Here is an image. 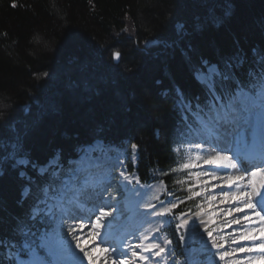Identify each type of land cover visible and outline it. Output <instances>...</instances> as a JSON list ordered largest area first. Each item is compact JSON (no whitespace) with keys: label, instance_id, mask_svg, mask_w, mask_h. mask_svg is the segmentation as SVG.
Instances as JSON below:
<instances>
[{"label":"trees","instance_id":"16d2710c","mask_svg":"<svg viewBox=\"0 0 264 264\" xmlns=\"http://www.w3.org/2000/svg\"><path fill=\"white\" fill-rule=\"evenodd\" d=\"M129 24L134 39L124 34ZM181 24L184 28L178 30ZM110 45L119 47L123 69L100 74L99 63L104 69L119 67ZM254 49L264 54V0H0V105L12 98L11 107H0V140L7 143L34 127L22 138V149L39 167L56 154L68 158L96 140L120 146L126 139L137 145L139 157L131 169L140 181H163L169 187L175 137L185 129L174 107L177 90L188 101L203 104L205 93L194 69L206 70L203 61L223 69L225 62L235 65V58L244 57L243 68H234L244 79L250 67L259 70L252 63ZM58 67L65 73L57 75L56 83L41 77ZM99 74L103 82H95ZM81 78L94 81L90 94L80 91ZM47 84L49 94H59L49 95L56 99L54 113L44 105L49 96L39 90ZM71 84L76 88L67 89ZM79 96L86 97L83 103L75 101ZM28 108L43 114L40 126L39 114L26 116ZM28 177L37 193L44 178L31 164L26 169L13 168L11 161L0 165V240H23L14 228L29 211L31 198L23 197ZM193 210L185 202L177 216ZM168 234L188 261L176 225ZM0 264H8L3 246Z\"/></svg>","mask_w":264,"mask_h":264},{"label":"snow or ice","instance_id":"6c2138e0","mask_svg":"<svg viewBox=\"0 0 264 264\" xmlns=\"http://www.w3.org/2000/svg\"><path fill=\"white\" fill-rule=\"evenodd\" d=\"M183 28L184 25H177L178 30ZM115 55L119 59L120 54ZM253 56L255 59L252 63L258 65L259 70L250 67L244 79L234 71V68H243L246 62L244 57L235 58V65L225 62L223 69L216 64L208 65L207 61H203L206 71L195 68L194 78L205 93L203 104L197 103L195 108L186 101L182 92L177 90L176 93V105L182 113H186L182 117V123L188 129H191L193 124L198 125V130L205 137L204 142L208 143L210 149L205 156L197 157L195 163L183 165L185 169L207 166L202 173H197L198 176L205 177L202 183L206 187L202 191L192 192L188 199L202 196L209 188L213 191L215 188L232 189L235 185L238 190L224 191L220 199V203L231 202L233 205L226 209V214L233 217L228 221V227L242 223L256 225L253 228H243L238 234L232 233L231 244L236 247L229 250L225 246L223 236L219 241L214 236L217 229L211 226L216 225L215 211H208L205 205H200V213L197 214L200 218L199 224L195 222L194 214L183 213L178 217L176 229L181 232L179 240H198L201 252H207L208 243L211 242V247L217 250L219 260L224 264H264V164L250 170L226 154L231 150L229 145L234 141L245 142L249 134H255L256 128L264 135V54L254 49ZM195 146L203 149L204 144L197 142ZM131 147L133 150L137 149L136 144ZM4 150L7 151L0 155V165L11 161L13 168L26 169L31 164L38 176L50 175L52 178L51 182L45 179L38 192L33 193L32 179L28 177L29 184L25 187L23 195L25 199L31 198L29 211L24 219L18 220L14 228V232L23 238V243L17 245L11 241L0 240V246L8 250L11 264H65L66 261L68 264H83L84 261H87V264H167L168 257L173 253L166 245H171L172 240L161 239L160 227H156L151 233L143 234L138 243L127 240L112 243L114 237L111 225L115 218L108 220V217L112 216L117 205L105 199V196L109 188L118 187L112 183L113 177L93 173L77 175L69 172L66 178H62L55 170L49 174L47 165L38 167L23 153L22 137L19 134L7 143L0 140V151ZM57 161L58 155L49 164ZM20 175L24 177L26 172L21 170ZM120 175L130 182L123 172ZM213 181L218 183L213 184ZM189 191L191 192V189ZM156 199L161 207L156 204L148 206L145 214L148 223H153L148 219L151 216H172L177 219L174 210L184 203L183 200L177 198L175 201L165 202L159 200L158 196ZM204 199L212 206L216 196H204ZM106 208L110 210H105ZM152 209L156 211L153 212ZM205 215L207 219H204ZM69 221L73 223H68ZM65 224L68 225L66 229ZM105 228L109 230L102 234ZM220 231L222 232V229ZM157 233L161 235H156ZM65 234L71 236V242L62 239ZM50 238L53 241L51 243ZM245 241L259 242L248 246ZM73 242L75 250L82 253V256L77 255L73 249ZM39 249L46 251L44 258L37 257ZM98 252L106 255L98 257ZM254 252L259 254L250 255L246 259L238 258L241 253ZM22 253L30 254L33 259H20ZM191 264L202 262L193 259Z\"/></svg>","mask_w":264,"mask_h":264},{"label":"rangeland","instance_id":"374dc122","mask_svg":"<svg viewBox=\"0 0 264 264\" xmlns=\"http://www.w3.org/2000/svg\"><path fill=\"white\" fill-rule=\"evenodd\" d=\"M134 27L132 26V24H129V26H127L126 30L124 31V34L127 36H131L133 35L132 39H134L136 36L134 35ZM128 40H131L130 38ZM140 41V39H139ZM138 41V43H139ZM43 44H46L44 41L42 42L41 45ZM158 44V40L154 43L153 41H149L148 43V47H152L153 45H157ZM109 50L111 48L110 51H112L113 53V62L115 63V65H118L119 67H116V66H109V67H106V69L104 68H100L101 65L103 64H100L99 63V69H100V74H103V72H106V73H114L116 74L118 72L119 69H123V65H121V52H120V49H118L119 47H112L111 45L108 46ZM116 53H119V59L116 58ZM62 68H57L52 71H47V75H44V76H41L45 79H51L52 80V83H54L53 81H55V83L58 81V77L57 75L58 74H61L62 72H64L63 70H61ZM104 69V70H103ZM154 69V68H153ZM103 70V71H102ZM206 71V70H205ZM152 72V71H151ZM65 73V72H64ZM42 74V73H41ZM99 74V77H97L95 79V82H103V79H100L102 78ZM82 80H80V83L79 81L78 84L80 85V91L81 92H86V94H90V91L93 89V80L90 79H83L81 78ZM60 82V81H59ZM140 83V82H139ZM101 84V83H99ZM141 84V83H140ZM144 85H146L144 82H143ZM47 86H42L40 87V92L42 94H47L48 96L50 95H56V96H59V94H49V91L50 90V86L49 84H47ZM53 85V84H52ZM102 86V84H101ZM73 88H76V84H71V86H68L67 89H73ZM167 88L165 89L164 93L167 94ZM84 95V96H85ZM47 96V97H48ZM48 99H46L44 105H45V108L46 110H49V113H54V109H55V106L54 105V100L56 99H53V96L50 97ZM84 96H79V98L75 97V101L77 103H83L85 101V98ZM166 96V95H165ZM202 96V95H201ZM201 101L205 100V96H202L200 97ZM9 101H7L6 104H2L0 105L1 107V110L3 109V107H5V109L11 107L10 106V101L12 100V98H8ZM176 105V102L174 103ZM174 105V107H176ZM195 107V106H194ZM36 110H34V112L32 113L31 109H27L26 111V116L27 115H30V118L33 117L34 115L37 116L39 113L35 112ZM116 112H120V108H116L115 110ZM89 112H92V111H89ZM41 113V112H40ZM91 114V113H90ZM48 114H46L47 116ZM83 119H90V117H88V115H85ZM42 120H43V114H39V119L37 121V126L41 125L42 123ZM194 126L191 128V129H184V130H181L179 132V134L175 137V141H174V145H173V150L176 154V161H175V165L173 166V168L171 169L172 170V174H173V184L171 186H167V184L164 182V183H160L164 186V190L162 192V197L161 199L159 200H163L165 202L167 201H175L177 198L181 199L185 202H189L191 203L193 206H194V211L193 213H189V214H195L197 212L200 211V205H205V207L207 208L208 204L207 202L205 201L204 199V196H207V197H210V191L212 188H209L207 192H204L202 196H193L192 199H188V197L190 195H192V192H195V191H202L204 187H206L205 185H203L202 181L205 179V177H203L202 175H197V173H202L203 172V169L204 168H193V169H185L183 168V165L185 163H189V162H194L195 160H197L196 158L198 156H205L203 155L202 153L205 151H208V146L207 148L208 149H200V148H197L195 145L197 142H200L199 140V136H201V133L199 132L198 128H196V125L193 124ZM33 126V125H31ZM35 126V127H37ZM198 126V125H197ZM35 128H31V127H28V129L25 131L22 132V138H26V136L31 132V131H34ZM29 132V133H28ZM131 142L126 140L122 142V145L120 146V148L118 149V152H115V155H116V158H119L118 160H120L121 162H125V166H122L119 170H117L115 172V175L113 176L114 178V184L117 185L118 187H111L110 189V194L109 196L111 197V202L114 204V203H121V206L116 209L115 211L112 212V216L111 217H108V220H113V217L115 218L112 222V225L113 227H115L116 225H118L119 223H122L124 220H127L130 218V213H129V207L127 206L125 202V198L127 197V193H129V191L127 190L128 188L131 189V187H135L137 185V182L135 181V183H133V185H128V184H124L123 183V178L121 177L120 173L123 172L125 176H128L129 179L132 178L134 176L129 174L128 172V169H127V166H132L133 164L137 163L138 161V148L136 150H133L132 147H131ZM95 147V145H94ZM81 149L82 152H85L87 151L88 147H81L77 150V152H79V150ZM229 152V151H228ZM228 152L226 154H228ZM57 163V162H56ZM56 163L54 164H50V166H54ZM68 165H71V164H68ZM66 167H60V169H65ZM44 178V181L45 179H47L49 182H51L52 178L49 176H46V177H42ZM199 180V181H198ZM33 182V180H32ZM215 183H218L217 181H213V184ZM135 184V185H134ZM198 184V185H197ZM154 185V184H153ZM189 189H191V192L189 191ZM24 193V192H23ZM108 194H107V197H105V199H108ZM24 197V195H23ZM113 198V199H112ZM109 200V199H108ZM157 201V200H156ZM159 202H157L158 204ZM126 204V205H125ZM183 204V203H182ZM180 204V205H182ZM90 207V205H89ZM106 210V209H105ZM110 210V209H108ZM176 209L174 210V213H175ZM130 214V215H129ZM162 218V222H163V232H162V235L161 237H163L164 239H168L167 236H166V230L169 226L170 223L172 224H175V219L172 218V216H168V217H161ZM170 221V222H169ZM105 224H107V220L105 221ZM67 224H65V229L67 228ZM211 227H215L217 229L216 232H214V236L217 238V240L219 241V238L221 236H223L224 238V242L228 245L230 243L229 239L228 238V234L226 233H223L224 231V226L221 227L219 224L216 223V225H213ZM222 229V232L220 231ZM65 237V240L68 241V242H71L72 241V238L71 236L69 235H64ZM4 241H11L13 243H16L14 239H6ZM51 241V238L49 239V242ZM17 244V243H16ZM183 244L185 245V247H188L189 248V251H188V261H189V264H191V261L193 259L195 260H201V261H206V260H216V257H218V254H216L215 250L213 251H210L209 253H205V254H200L199 257H195L193 256V252L195 250H199L201 248V244L199 243V241L197 240L196 242H191L189 240L186 239L185 242H183ZM18 245V244H17ZM169 249L172 250V256L168 257V260H167V264H170L173 263V261H175V264H186L184 261H182L181 259H178V257L176 256L177 254L175 253V249L172 245H168ZM4 247V246H3ZM72 247H74V242L72 244ZM229 248V247H228ZM18 249H13V251H17ZM230 250V248H229ZM42 253L44 254V256H46V251L41 249ZM214 252V253H213ZM4 255L6 257V261L7 260H11V257H9L8 255V250L6 247H4ZM212 256V257H211ZM212 258V259H211ZM169 262V263H168ZM224 264V262H223Z\"/></svg>","mask_w":264,"mask_h":264},{"label":"bare ground","instance_id":"6f19581e","mask_svg":"<svg viewBox=\"0 0 264 264\" xmlns=\"http://www.w3.org/2000/svg\"><path fill=\"white\" fill-rule=\"evenodd\" d=\"M253 136L254 137H256V136L264 137L262 135V133H261L259 128L255 129V134L254 135L253 134H249V136L247 137V140L249 141V139L252 138ZM261 137H260V139H261ZM199 140H200V142H202L204 144V146H203L204 150L209 148V147L207 148L208 143L204 142L205 141V137L203 135L200 136ZM259 141H262V140H259ZM222 147H223V145H222ZM229 147H230L231 150L228 152V155H231L234 160H237V158H236L237 156L236 155H237V152H239V150H237L238 147L242 148L243 150H248V151L251 150L250 144L247 143L246 141L245 142H241V143H237V142L234 141L231 145H229ZM209 152H210V149H208V151H205V153L203 152L202 154L206 155ZM198 157H201V156H198ZM106 159L108 160V158H106ZM195 162H196V160L194 162H192V163H195ZM261 165L262 164L257 165V166L256 165L244 164L243 167L248 168L250 170H255L258 167H260ZM204 167H207V166H202L200 168H204ZM229 171H231V170H229ZM129 180H130V182L129 181H125L123 179V183L132 186L133 183H135V181H137V185L135 187L133 186V187H131V189H129V188L127 189L129 191V193H127V197L125 198V202H124L129 207L128 209L130 210L129 213L131 215L129 214L130 215L129 219L124 220L122 223H119L115 227H113V225H111V232H112V235L114 237L112 243H117L120 240H127V241H131L132 243H138L140 237L143 234L153 232L156 227H160L161 233L163 232V222H162L163 220H162V218L158 217V216H151L148 219L153 221V223H148L146 221V219H145V214L148 211V206L151 205V204H156L157 207H161V205L159 203L157 204L158 200L156 199V197L158 196L159 199H161V197L163 195L162 192L164 190V186L162 184H160V183H156V184L150 185V186L142 185V184H140L138 182L137 175H134ZM112 183L114 184V182H112ZM110 189L111 188L108 189V196L110 194ZM233 190H238L235 185L233 186L232 189H228L226 187L223 188V189L215 188L214 191H213V189H211L210 197L212 195H215L216 196V200L212 201V206H209V205L207 206L208 211H215L217 213V215L215 216L216 223L219 224L221 227L224 226L223 233L228 234V238H230L229 239L230 243L228 245L225 243V246L227 248L228 247L229 248L236 247V245H232L231 244L232 233H237L238 234L241 230H243V228L256 227L255 224H246V223H242L241 225L232 224L231 227H228V221L232 220L233 217L232 216H228L226 214V209H228L229 207H232L233 205L231 204V202L220 203V199H221L222 193L224 191H233ZM105 197H107V195ZM108 199L111 200V197L109 196ZM114 204L117 205L116 209H118L121 206V203H117L116 202ZM106 210H108V209L106 208ZM152 211L155 212L156 209H152ZM199 213H200V211L194 214V215H196L195 222L197 224H199V222H200V218L197 215ZM236 215L237 216H241L242 214H236ZM207 218H208L207 215H205L204 219H207ZM156 221H159L160 223L157 224V223H155ZM68 223H73V222L69 221ZM108 230H109L108 228L103 229L102 230V234H103V232L108 231ZM161 233H157L156 235H161ZM201 233H203V227H201ZM204 236H205V239H207L206 234H204ZM62 239L65 240V237L63 236ZM161 239H164V238L161 237ZM51 242H53L52 239H51L50 243ZM258 242L259 241H245L244 243L246 245H248V246H251L252 243H258ZM166 247H169V246L166 245ZM73 249L75 250V248H73ZM213 250H215L216 254H218L217 250L212 248L211 247V242H209L208 243V251H207V253H209L210 251H213ZM75 251H76L77 255H81L82 256V253H79L78 250H75ZM137 251H139V250H137ZM221 251H223V249H221ZM205 253L206 252H201L199 250H195L193 252V256L199 257L200 254H205ZM258 254L259 253H255V252L254 253H241L238 258L246 259L250 255L251 256H255V255H258ZM96 255L98 257H104L106 254L102 253V252H98V253H96ZM146 255H150V254L146 253ZM153 259H155V258H153ZM199 261H201V260H199ZM201 262H202V264H223V261H220L219 257H216V260L212 259V260H206V261H201ZM65 264H68V262L66 261ZM83 264H87V261H84ZM170 264H173V263L170 262Z\"/></svg>","mask_w":264,"mask_h":264}]
</instances>
